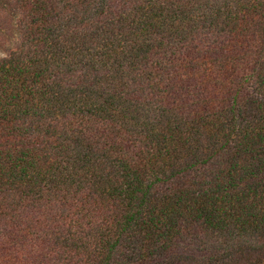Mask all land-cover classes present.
<instances>
[{"label":"trees","instance_id":"16d2710c","mask_svg":"<svg viewBox=\"0 0 264 264\" xmlns=\"http://www.w3.org/2000/svg\"><path fill=\"white\" fill-rule=\"evenodd\" d=\"M16 1L0 264H264V0Z\"/></svg>","mask_w":264,"mask_h":264},{"label":"rangeland","instance_id":"374dc122","mask_svg":"<svg viewBox=\"0 0 264 264\" xmlns=\"http://www.w3.org/2000/svg\"><path fill=\"white\" fill-rule=\"evenodd\" d=\"M24 16L16 0L0 4V60L15 51L23 39ZM262 242L264 237H261Z\"/></svg>","mask_w":264,"mask_h":264}]
</instances>
